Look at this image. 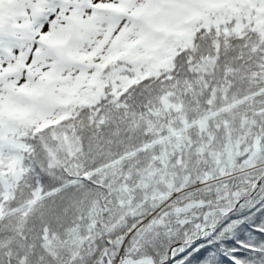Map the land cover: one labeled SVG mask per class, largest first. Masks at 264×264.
I'll list each match as a JSON object with an SVG mask.
<instances>
[{
    "label": "snow or ice",
    "instance_id": "1",
    "mask_svg": "<svg viewBox=\"0 0 264 264\" xmlns=\"http://www.w3.org/2000/svg\"><path fill=\"white\" fill-rule=\"evenodd\" d=\"M0 264H264V0H0Z\"/></svg>",
    "mask_w": 264,
    "mask_h": 264
}]
</instances>
